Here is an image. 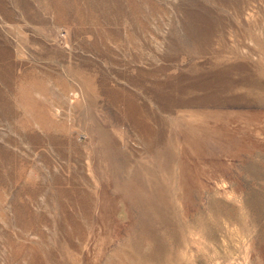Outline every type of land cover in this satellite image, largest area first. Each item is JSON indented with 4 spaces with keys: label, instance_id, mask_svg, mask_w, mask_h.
Instances as JSON below:
<instances>
[{
    "label": "rangeland",
    "instance_id": "obj_1",
    "mask_svg": "<svg viewBox=\"0 0 264 264\" xmlns=\"http://www.w3.org/2000/svg\"><path fill=\"white\" fill-rule=\"evenodd\" d=\"M0 264H264V0H0Z\"/></svg>",
    "mask_w": 264,
    "mask_h": 264
}]
</instances>
